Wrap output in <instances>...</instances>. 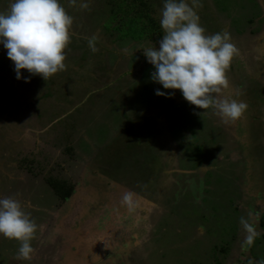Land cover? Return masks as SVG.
Wrapping results in <instances>:
<instances>
[{"label": "rangeland", "instance_id": "1", "mask_svg": "<svg viewBox=\"0 0 264 264\" xmlns=\"http://www.w3.org/2000/svg\"><path fill=\"white\" fill-rule=\"evenodd\" d=\"M149 1L161 17L165 0ZM59 2L73 17L64 71L18 80L0 44V199L38 226L32 259L0 237V264H261L264 0H195L205 34L228 32L237 49L223 98L247 109L227 124L152 80L144 50L164 33L129 36L141 19L129 0ZM250 214L259 235L244 250Z\"/></svg>", "mask_w": 264, "mask_h": 264}, {"label": "clouds", "instance_id": "2", "mask_svg": "<svg viewBox=\"0 0 264 264\" xmlns=\"http://www.w3.org/2000/svg\"><path fill=\"white\" fill-rule=\"evenodd\" d=\"M68 3L76 7L77 0ZM79 7L84 10L89 4L81 2ZM194 8L195 0L192 4L188 0H165L160 10L164 35L159 47L144 50L147 62L155 69L151 78L165 90H179L190 105L201 110L212 108L224 123H235L247 105L223 98V91L228 88L226 73L237 49L228 32L206 35ZM72 25L73 17L59 0H13L6 12H0V44L14 65L16 78L22 79L21 73L26 70L30 76L46 81L64 71ZM156 95L165 93L157 89ZM122 204L131 208L132 195L125 194ZM252 221L251 214L240 219L244 250L250 249L259 235ZM37 230L19 200L0 199V237L18 242L16 260L32 259L35 250L31 242Z\"/></svg>", "mask_w": 264, "mask_h": 264}, {"label": "trees", "instance_id": "3", "mask_svg": "<svg viewBox=\"0 0 264 264\" xmlns=\"http://www.w3.org/2000/svg\"><path fill=\"white\" fill-rule=\"evenodd\" d=\"M149 0H129L127 7L132 4L134 12L141 18L136 25L134 20L131 21L127 27V34L134 36V33L139 34V39L148 38L147 40L155 39L156 35L161 33L160 16L157 11L150 6ZM131 12V10H129ZM50 184L61 198H66L67 194L65 186L58 179H51Z\"/></svg>", "mask_w": 264, "mask_h": 264}]
</instances>
